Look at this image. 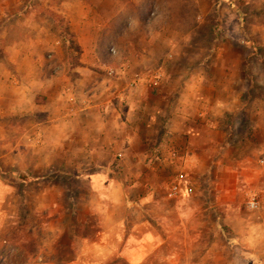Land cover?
Wrapping results in <instances>:
<instances>
[{
    "label": "rangeland",
    "instance_id": "rangeland-1",
    "mask_svg": "<svg viewBox=\"0 0 264 264\" xmlns=\"http://www.w3.org/2000/svg\"><path fill=\"white\" fill-rule=\"evenodd\" d=\"M64 1L0 0V191L4 190L0 194V212L1 207L5 212L1 220L5 226L2 237L5 242L0 247V264H19L20 261L29 264L48 261L51 257L71 259L77 251L87 248L83 244L86 238L92 241L90 238L94 237V230L84 222L89 220V224L98 225L102 216L92 213L94 198L88 183L76 173L79 171L76 164H53L48 170L43 164H35L55 157L58 160L83 158L85 153L72 148V142L68 141L62 149L46 151L39 147L40 138L33 141L25 132L34 118L29 111L15 113L12 103L11 76L13 65L18 62L14 48H30L29 56L40 58L42 63L76 62L81 48L78 24L82 12L96 21L102 15L117 16V28L124 26L127 37L119 44L123 29H117L112 42L117 43L115 46L128 44L131 37L133 45L140 49L148 44L152 46L153 53L147 54L160 59V80L164 83L171 78L178 80L173 81L172 86L160 83V95L174 86L177 100L170 106L176 107L179 103L191 106V110L202 113H196L201 122L207 123L211 132L208 136L214 143L206 148L196 145L189 155L198 153L200 162L210 161L208 166L212 173L207 175L214 178L205 179L204 174L191 173L187 171L189 168L176 165L170 167L173 175L167 181L168 189L178 182L192 189L194 182L202 189L211 185L213 189L206 191L202 201L215 205L219 202L216 183L232 177L233 171L237 173L239 188L232 192L228 187L229 203L207 214V223L212 228L197 230L199 236L204 235L214 242L207 245L211 251L205 260L202 258L204 244H192V264H264V18L245 16L241 21L236 9L242 0ZM251 2L260 6L259 0ZM150 30L160 33L156 38L158 42L146 40ZM108 38L102 40V44L108 42ZM148 71H140L139 75ZM156 71L157 68H153L152 73ZM242 72L246 75L242 76ZM184 80L187 83L184 84ZM108 82L114 86L111 90L121 83L118 78ZM149 84L157 90L158 85ZM184 89L190 95L185 94L183 99L186 100L182 101L179 95L183 96ZM158 128L163 130L161 125ZM163 135L161 133L160 137ZM182 138H175L170 153L167 149L163 152L162 148L148 149L140 145L131 155L133 168L147 171L146 167L138 168L137 161L146 156L148 163L162 157L160 153L172 157L174 154L183 162L188 156ZM122 150L123 147L118 148L116 154L123 153ZM219 160L223 166L215 164ZM153 162L149 165L155 170L157 163ZM119 165L115 171L117 177L123 172V166ZM221 167H228L229 173H222ZM133 168L131 175L124 173L132 180ZM42 176L46 177L40 179ZM182 193L190 195L186 191ZM253 198L259 202L257 208L249 206ZM47 204L49 206L44 207ZM132 215L135 219L136 213Z\"/></svg>",
    "mask_w": 264,
    "mask_h": 264
},
{
    "label": "crops",
    "instance_id": "crops-1",
    "mask_svg": "<svg viewBox=\"0 0 264 264\" xmlns=\"http://www.w3.org/2000/svg\"><path fill=\"white\" fill-rule=\"evenodd\" d=\"M80 16L78 32L81 48L76 62L50 60L42 63L40 58L29 56V53L32 54L30 48H14L18 62L13 65L14 73L11 76L12 103L15 113L29 111L34 118L25 132L31 135L33 141L40 138L39 147L46 151L48 148L62 149L68 141L72 142V148L85 153L83 158L58 160L55 157L35 164H43L47 170L53 164H76L79 170L76 173L81 174V179L88 183L94 198L92 213L102 216L98 225L89 224V220L84 222L94 230V237L90 238L92 241L86 238L83 244L87 248L77 251L73 258L61 260L51 257L48 261L29 264H192L191 245L201 243L204 244L202 258L206 260L211 251L207 245L214 242L204 235L199 236L197 230L207 226L212 228L207 223V214L229 203L228 187L233 189L232 192L239 188L237 173L233 171L232 177L227 176L223 183H216L219 202L215 205L202 201L206 191L213 189L209 184L208 188L202 189L194 182L192 194L181 192L170 196L167 181L173 175L170 170L172 166L189 168L187 171L204 174L205 179L214 178L213 174L207 175L212 173L208 166L210 161L200 162L198 153L196 157L192 152L193 155H189L190 149H196L199 145L206 148L214 143L208 136L211 132L207 123L201 122V117L198 118L196 114L200 111L191 110V106L180 103L176 107L170 106L172 101L177 100L174 86L166 88L161 97L160 83L163 82L162 86L168 83L172 86L178 80L171 78L170 82L165 80L166 83L160 80V59H153L147 54L153 51L152 46L148 44L149 49H140L133 45L132 37L128 44H112L117 29H123L119 44L127 37L124 26L117 28L116 15L99 16V21L88 18L89 15L84 12ZM152 32L150 30L146 34V40L156 43L160 33ZM107 36L108 42L102 44L101 41ZM156 51H160V48ZM153 68H157V71L152 73ZM144 70L150 72L139 75ZM115 73L117 76L113 75ZM113 78L120 79L121 83L111 90L114 86L108 81ZM149 83L158 85L157 90ZM186 91L184 89L183 96L179 95L182 101L186 100L183 99ZM160 100L164 104H160ZM160 125L163 130L158 128ZM161 133L165 135L160 137ZM175 138H182L187 146L188 157L183 162L174 154L172 157L160 153L162 157L149 160L157 163L155 170L146 162V156L144 160L137 161V167H146L147 171L140 172L133 168L131 155L140 145L148 149H167L170 153ZM197 141L200 143L197 144ZM122 147L124 151L117 153L120 155L118 158L116 151ZM116 160L118 165L123 166V172H119L121 177H117L115 172L118 166ZM219 161L215 164L223 166ZM90 165L96 169H91ZM132 168L133 180L130 178ZM227 169L221 167L219 170L229 173ZM126 172L130 175L124 174ZM133 181L136 183L131 185ZM3 192L0 191V194ZM1 208L0 247L5 242L2 239L5 226L1 222L5 212ZM133 213H136L135 219Z\"/></svg>",
    "mask_w": 264,
    "mask_h": 264
},
{
    "label": "clouds",
    "instance_id": "clouds-1",
    "mask_svg": "<svg viewBox=\"0 0 264 264\" xmlns=\"http://www.w3.org/2000/svg\"><path fill=\"white\" fill-rule=\"evenodd\" d=\"M259 4L260 6L258 7L256 4H253L251 0H242V2L240 3V7L236 9L237 15L240 20L243 21L245 16H249L250 18H264V0H259ZM232 7L235 8L236 5L233 4ZM257 13L259 14V16H256ZM243 67H246V65H243ZM245 75L246 73L242 72V76Z\"/></svg>",
    "mask_w": 264,
    "mask_h": 264
},
{
    "label": "built area",
    "instance_id": "built-area-1",
    "mask_svg": "<svg viewBox=\"0 0 264 264\" xmlns=\"http://www.w3.org/2000/svg\"><path fill=\"white\" fill-rule=\"evenodd\" d=\"M182 191H186L187 193L191 194L193 193V189L191 187H188L186 185L182 186L180 182L178 183H174L171 185V187L169 188V195L170 196H176L177 194L181 193ZM259 205V202L253 198L252 200L249 201V206L251 208H257Z\"/></svg>",
    "mask_w": 264,
    "mask_h": 264
}]
</instances>
